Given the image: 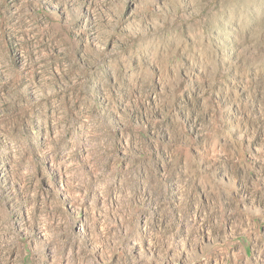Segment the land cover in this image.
Instances as JSON below:
<instances>
[{"label": "rangeland", "instance_id": "374dc122", "mask_svg": "<svg viewBox=\"0 0 264 264\" xmlns=\"http://www.w3.org/2000/svg\"><path fill=\"white\" fill-rule=\"evenodd\" d=\"M0 264H264V0H0Z\"/></svg>", "mask_w": 264, "mask_h": 264}]
</instances>
